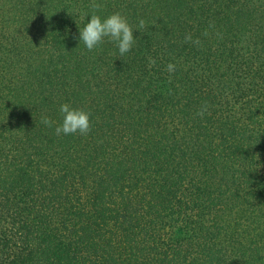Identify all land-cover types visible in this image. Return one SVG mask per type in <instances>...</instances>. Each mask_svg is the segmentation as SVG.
Wrapping results in <instances>:
<instances>
[{
    "label": "trees",
    "instance_id": "16d2710c",
    "mask_svg": "<svg viewBox=\"0 0 264 264\" xmlns=\"http://www.w3.org/2000/svg\"><path fill=\"white\" fill-rule=\"evenodd\" d=\"M97 2L0 0V264H264V0Z\"/></svg>",
    "mask_w": 264,
    "mask_h": 264
},
{
    "label": "clouds",
    "instance_id": "9594fccd",
    "mask_svg": "<svg viewBox=\"0 0 264 264\" xmlns=\"http://www.w3.org/2000/svg\"><path fill=\"white\" fill-rule=\"evenodd\" d=\"M89 7L92 10L90 22H87L82 29L80 28V34L78 37L80 43L82 42L88 51H93L99 45L103 44L105 39H107L109 42L115 44L121 56L132 51L133 46L137 42V38L134 37V32L136 30L140 31L141 29H144L146 27V21L140 19L134 29V26L130 24L127 16L121 12H115L107 17L99 15L103 5L97 2V0H91ZM212 27L213 25L210 24L209 28ZM204 35L208 37L211 33L206 30ZM185 42H190L197 46L202 43L199 38L193 39V36L190 33L185 36ZM149 64L150 66L154 65L155 61L152 58H149ZM176 67V64L169 63L167 65V71L170 74H173L176 71ZM207 111L208 106L204 105L201 110L197 112V115L203 117ZM60 112L63 115V120L62 123L55 128L56 135L78 133L86 136L91 132L92 120L90 112L82 108H74L68 103H64L60 106ZM41 123L47 127H52L54 121L47 116H42Z\"/></svg>",
    "mask_w": 264,
    "mask_h": 264
}]
</instances>
